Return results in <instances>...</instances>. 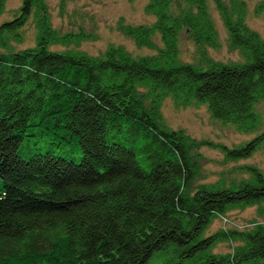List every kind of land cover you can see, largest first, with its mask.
Segmentation results:
<instances>
[{"label":"trees","instance_id":"1","mask_svg":"<svg viewBox=\"0 0 264 264\" xmlns=\"http://www.w3.org/2000/svg\"><path fill=\"white\" fill-rule=\"evenodd\" d=\"M183 1L189 9L175 15V0H150L151 27L121 24L140 47L156 48L161 36L158 54L139 59L116 47L100 57L51 50L52 40L68 47L88 37H59L45 0H23L0 26L3 49L32 15L40 32L34 48L0 55V264H264V225L206 235L217 217L264 203V172L244 167L248 179L190 193L200 168L188 136L156 119L169 97L206 105L242 133L259 131L238 148L209 145L228 161L251 158L264 147V40L247 26L244 1L213 0L244 61L181 63L184 31L205 59L218 43L209 0ZM73 142L79 163L59 152ZM227 242L238 243L232 253H214Z\"/></svg>","mask_w":264,"mask_h":264},{"label":"rangeland","instance_id":"2","mask_svg":"<svg viewBox=\"0 0 264 264\" xmlns=\"http://www.w3.org/2000/svg\"><path fill=\"white\" fill-rule=\"evenodd\" d=\"M229 2L230 0H224ZM247 5V26L260 35L264 40V11L258 12V7L264 0H241ZM49 12V26L59 37L70 34H83L87 40L68 47L52 40L50 49L53 51L73 50L82 52L91 57L102 56L110 47L121 48L133 58L150 57L158 54L163 48L159 34H155L156 48L140 47L133 38L125 35L120 29L121 24L126 26L151 27L156 18L147 14L145 9L150 0H45ZM23 0H8L4 13L0 16V26L13 21L20 13ZM212 22L218 32V43L215 47L205 49L207 59L203 58L191 35L184 31L179 39V59L181 63L196 66H206L208 61L225 64H238L244 61L241 50L231 47L228 30L223 22L213 0L208 1ZM189 6L183 0H175L172 12L181 15ZM36 16L32 15L25 27L17 33L6 35L9 47L0 48V55H8L23 50L32 49L37 45L39 37ZM143 93L147 89H142ZM148 109L151 108L149 100H145ZM260 114H264V102L256 106ZM158 123L167 131L183 132L188 136L191 146L193 162L197 163L200 171L189 192L193 193L201 187H227L232 183L248 179L251 174L243 168L256 167L264 172V147L259 149L251 158L238 161H228L225 154L209 144H222L231 149L238 148L253 140L259 131L242 133L237 126L216 120L206 105L178 106L172 97L164 100L159 114ZM264 131V126L261 132ZM203 143H206L203 145ZM25 151L28 155L34 147L33 144ZM61 155L79 163L82 153L75 142L59 150ZM0 187L2 182L0 181ZM258 225H264V203L236 209L228 212L225 217H217L206 235L221 230L251 231ZM238 243H220L214 249L216 254H229L233 252ZM157 257V258H156ZM151 264H163L164 258L156 256Z\"/></svg>","mask_w":264,"mask_h":264}]
</instances>
